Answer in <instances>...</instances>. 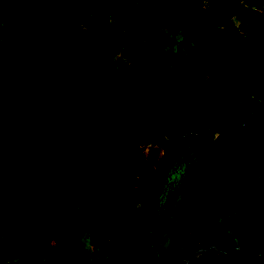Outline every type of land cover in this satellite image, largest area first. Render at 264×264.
Returning a JSON list of instances; mask_svg holds the SVG:
<instances>
[{"label": "trees", "instance_id": "obj_1", "mask_svg": "<svg viewBox=\"0 0 264 264\" xmlns=\"http://www.w3.org/2000/svg\"><path fill=\"white\" fill-rule=\"evenodd\" d=\"M0 264H264V0H0Z\"/></svg>", "mask_w": 264, "mask_h": 264}]
</instances>
